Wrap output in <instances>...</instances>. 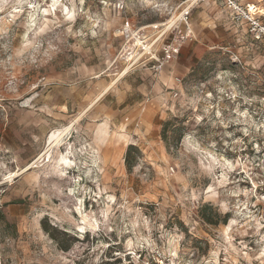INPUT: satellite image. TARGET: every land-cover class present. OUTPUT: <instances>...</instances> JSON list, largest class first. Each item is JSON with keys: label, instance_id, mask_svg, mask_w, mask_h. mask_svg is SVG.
I'll use <instances>...</instances> for the list:
<instances>
[{"label": "rangeland", "instance_id": "1", "mask_svg": "<svg viewBox=\"0 0 264 264\" xmlns=\"http://www.w3.org/2000/svg\"><path fill=\"white\" fill-rule=\"evenodd\" d=\"M185 1L0 0V264H264V43Z\"/></svg>", "mask_w": 264, "mask_h": 264}, {"label": "built area", "instance_id": "2", "mask_svg": "<svg viewBox=\"0 0 264 264\" xmlns=\"http://www.w3.org/2000/svg\"><path fill=\"white\" fill-rule=\"evenodd\" d=\"M206 0H189L190 5L198 4ZM231 11V19L235 24L245 25L248 33L252 39L256 42L264 43V8L261 6L250 3L242 5L238 0H218ZM190 14V6L183 12L184 21L188 22V16ZM184 40V39H183ZM166 58L164 60H170L176 57L179 53V48L169 47L165 50ZM159 61V60H158ZM163 64L153 66L156 70L162 68Z\"/></svg>", "mask_w": 264, "mask_h": 264}, {"label": "bare ground", "instance_id": "3", "mask_svg": "<svg viewBox=\"0 0 264 264\" xmlns=\"http://www.w3.org/2000/svg\"><path fill=\"white\" fill-rule=\"evenodd\" d=\"M127 71L124 72L123 74H121V76L118 78L120 79L121 77H123L124 75H126ZM111 88V86H109L105 92H103L100 97L98 98V100L100 98H102V96L107 93V91ZM77 120H75L74 122H72L66 129L64 130H55L53 131L50 136L48 137V149L43 152L40 156V159H42L43 157H49V155L51 154V150L53 147H55V145H57L63 138L64 136L68 133V131L72 128V126L76 123ZM45 159V158H44ZM30 168V167H29Z\"/></svg>", "mask_w": 264, "mask_h": 264}, {"label": "crops", "instance_id": "4", "mask_svg": "<svg viewBox=\"0 0 264 264\" xmlns=\"http://www.w3.org/2000/svg\"><path fill=\"white\" fill-rule=\"evenodd\" d=\"M207 1V0H206ZM204 1V2H206ZM242 5H246V4H250V3H254V4H257L259 6H261L262 8H264V0H238ZM204 2H199L198 4H194V5H190V2L189 0H186L185 2H183L184 4L183 5H187V7L190 6V13L191 11H193L195 9V7L201 5L202 3ZM221 3V2H220ZM223 5V4H221ZM263 21H264V17H263Z\"/></svg>", "mask_w": 264, "mask_h": 264}, {"label": "trees", "instance_id": "5", "mask_svg": "<svg viewBox=\"0 0 264 264\" xmlns=\"http://www.w3.org/2000/svg\"><path fill=\"white\" fill-rule=\"evenodd\" d=\"M132 155V147H130L126 153V158H125V161H126V164L128 165V168H131L132 167V161H131V156Z\"/></svg>", "mask_w": 264, "mask_h": 264}]
</instances>
